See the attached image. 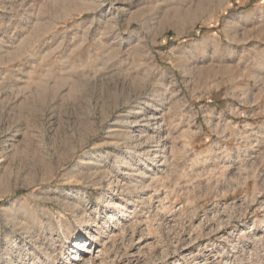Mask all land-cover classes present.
Instances as JSON below:
<instances>
[{"label": "rangeland", "instance_id": "1", "mask_svg": "<svg viewBox=\"0 0 264 264\" xmlns=\"http://www.w3.org/2000/svg\"><path fill=\"white\" fill-rule=\"evenodd\" d=\"M0 264H264V0H0Z\"/></svg>", "mask_w": 264, "mask_h": 264}, {"label": "bare ground", "instance_id": "2", "mask_svg": "<svg viewBox=\"0 0 264 264\" xmlns=\"http://www.w3.org/2000/svg\"><path fill=\"white\" fill-rule=\"evenodd\" d=\"M156 115H157V114H156ZM152 116H153V115H152ZM151 118H152V117H151ZM151 118H149V119H151ZM146 119H147V118H146ZM153 119H156V118H153ZM137 121H138V120H137ZM139 121H140V120H139ZM143 121H144V120H141V122H143ZM156 121H157V120H156ZM152 122H153V121H152ZM154 122H155V121H154ZM134 123H135V122H134ZM137 123H138V122H137ZM137 123H136V124H137ZM157 123H158V122H157ZM139 124H140V123H139ZM143 124H144V123H143ZM153 125H155V124H153ZM155 127H156V126H155ZM155 151H156V150H155ZM156 157H157V156H156ZM96 163H97V162H96ZM95 236H96V235H95ZM88 242H89V240H87V239H86V240H83V241H80V243L82 244V246H86V245H87V246H92V245H93V242H92L91 244L88 243ZM75 245H79V243H78V244H77V243H73V244H72V246H75ZM78 250H79V249H78ZM80 250H81V249H80ZM78 254H79V253L76 252V253H75V256H76V255L78 256ZM99 254H100V253H99ZM77 256H76V258H77ZM81 256H82V255H81ZM73 257H74V256H73ZM76 258H75V259H76ZM78 259H79V258H78ZM90 261H91V260H90ZM85 262H86V261H85Z\"/></svg>", "mask_w": 264, "mask_h": 264}]
</instances>
